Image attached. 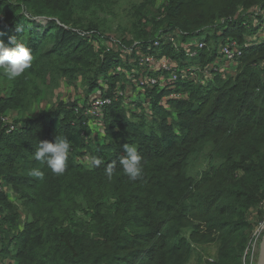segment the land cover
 Listing matches in <instances>:
<instances>
[{"label":"trees","instance_id":"1","mask_svg":"<svg viewBox=\"0 0 264 264\" xmlns=\"http://www.w3.org/2000/svg\"><path fill=\"white\" fill-rule=\"evenodd\" d=\"M115 1L0 0V41L15 47V37L33 55L29 69L0 87V176L28 213L22 224L20 207L0 194V254L7 256L13 246V264H189L195 256L202 264H247L244 255L257 228L251 212L264 201V40L246 47L244 37L261 28L252 20L262 19L264 0H167L161 16L144 21L149 2L135 24L150 25L155 38L178 30L188 39L214 30L217 39L223 32L225 43L234 35L244 45L235 77L223 73L207 85L190 79L170 89L140 88L150 92V107L144 97L137 111L114 100L105 107L104 131L97 133L75 101L26 115L63 76L82 77L86 101L99 90L102 98H115L125 78L116 70L118 53H104L80 33H98L106 21L101 11L112 12ZM150 43L144 52L177 57L170 47L153 52ZM217 51L204 50L195 61H214ZM173 93L179 96L162 104ZM11 112L21 117L8 133L3 117ZM58 136L71 142L63 174L34 158L40 141L54 143ZM126 143L143 158L137 181L119 163ZM90 156L103 163L91 167ZM112 161L109 181L105 168ZM200 162L205 167L196 175ZM33 168L44 172L43 180L29 175ZM212 247L214 257L204 261L202 251Z\"/></svg>","mask_w":264,"mask_h":264},{"label":"rangeland","instance_id":"2","mask_svg":"<svg viewBox=\"0 0 264 264\" xmlns=\"http://www.w3.org/2000/svg\"><path fill=\"white\" fill-rule=\"evenodd\" d=\"M153 3L150 0H116L114 4L112 5V12H104L101 11L100 16L105 18L106 21L103 24L100 25V29L96 30L97 32L90 31V30H80V33L82 36L86 37L85 39L88 40L92 45H95L97 48H105V52H112L118 53L120 58V64L116 68V70L126 78V82L124 83L125 78H122V81L117 83L116 91H115V98L114 100L121 103L124 107L128 109H135L134 111H137L136 105L139 104L141 99L145 98V104L147 107H150V104L148 105V100L151 99V96H147L150 92L145 91L142 93L140 87L136 85L135 80L133 77H139L143 71L138 66L137 62L139 61V58L146 54L147 52H144V44L146 42L153 41V43H150V48L155 47L153 52L156 50L163 49L167 47H170L174 50V52L177 54L174 59L175 62L178 63V65L186 70H191L194 73V82L201 84V82H204V85H207L209 82H211L213 79H215L218 76H222V74H225V79L229 77H235V75L238 72V68L236 65V61L238 62L239 59L236 61L233 60H227V57H223L221 55L222 47L225 46L228 42V38L226 39V42H223V32L222 37L217 39L215 35V31H206L202 35H198L195 38H188L186 39L184 37V34H182L180 31L175 30L171 33H169L166 36L165 42H162L161 46H155V36L153 37V30L150 25H138L135 24L139 21V19L143 20V16L141 17L140 11L143 9V6L147 3L148 6L144 10V15L146 19H151L153 17H159L161 14L158 13L159 7L162 5L167 4V0H152ZM159 14V15H158ZM254 15H257V12H254ZM264 17V14H263ZM48 21L45 19H41V22ZM253 25L255 27L262 26L261 19H258L257 17L253 18L252 20ZM85 25V24H84ZM86 26V25H85ZM142 30L141 34L140 31ZM228 30H225L224 33H227ZM147 32L151 34L148 35ZM146 33V34H145ZM261 34H264V26L259 27L258 31L255 34L247 33L245 35V40H251L258 38ZM106 35V36H105ZM231 39H235L236 42H239L234 35L230 36ZM107 40H110L111 43L107 42ZM113 41H123L125 45L123 44V48H119V46H116ZM198 42L205 43L206 46L199 51L198 53L195 51L197 50ZM128 47V48H124ZM139 47V50L142 51L140 55H137L136 51L138 49H135ZM148 48L149 50H152ZM132 49L131 52H128V50ZM218 49V51H217ZM112 50V51H110ZM207 51L209 54L216 52L215 60L211 62H196L195 59H198L200 57V54L202 52ZM207 53V54H208ZM209 54L205 56L203 59L204 61H208ZM104 55V54H103ZM151 55L156 56L155 53H151ZM165 56V55H164ZM168 56V55H166ZM171 58V56H168ZM194 61V62H193ZM215 62V63H214ZM227 62V63H226ZM210 63H212V66H210ZM136 65V66H134ZM134 66V67H133ZM153 76H158L155 73H150ZM220 74V75H219ZM229 76V77H228ZM46 81H50L48 79H45ZM187 80V79H186ZM185 80V81H186ZM12 80L7 79V77L3 74V71L0 72V87H10ZM184 81L180 80L179 82ZM77 82V84H76ZM81 82V84H80ZM75 83V84H74ZM178 83V82H177ZM48 84H50L48 82ZM78 85V87H77ZM103 85L107 88L108 86L103 83ZM86 86L83 84L82 77H79L77 80H72L67 76H63L59 79V82L56 87H54L51 90L44 89L41 93V97H39L33 104L32 109L29 114L30 116H37L43 111L52 112L60 107V105H66L69 102L75 101L76 104H78L79 109H84L87 121L90 125V130L93 132H101L104 131V113L106 111V108L103 107L101 109H91L93 104V99L97 100L96 98H101V90L95 93L93 98L89 101H86L87 99V90ZM176 94V93H175ZM179 96V94H176ZM163 102L162 104L168 106V100L171 99V96H163ZM113 100V101H114ZM84 101V102H83ZM89 102V103H87ZM112 102V101H111ZM110 105H114L112 102ZM86 106V108H84ZM170 108V107H169ZM150 110V109H148ZM92 111H94V114H92ZM141 112V111H140ZM139 112V113H140ZM152 113L149 112L148 115L150 116ZM23 116V115H22ZM21 117V114L16 112L8 113L7 116L3 117L4 123L6 125V129L8 133L12 132L16 129V121ZM13 125V130L12 126ZM8 126V127H7ZM205 167L204 162H200V164L197 165L196 168V175H199L200 171ZM2 178V176H0ZM3 179V178H2ZM17 198L19 196L18 192ZM17 202H14L15 205L19 206V211L22 213V224L26 223L28 219V213L25 211V208L21 206L18 199H16ZM252 222L256 224V227L258 228L260 224L263 222L264 219V206L261 207L258 206L255 209L252 210ZM80 216L86 219H89L87 215L84 213H80ZM254 233H257V229ZM260 233V232H259ZM260 238L256 237L254 238V241L252 242L249 249H247L245 253V263L247 264H259L260 257H261V249H260ZM2 247V246H1ZM3 248V247H2ZM8 250H11L7 256H4L0 254V264L1 262L4 264V261L12 258L13 254L15 253V249L13 246L9 247ZM202 255L204 257V261L207 259H212L215 255V249L212 247L210 249H206L202 251ZM203 262H199L197 256L194 257V259L189 264H202Z\"/></svg>","mask_w":264,"mask_h":264},{"label":"clouds","instance_id":"3","mask_svg":"<svg viewBox=\"0 0 264 264\" xmlns=\"http://www.w3.org/2000/svg\"><path fill=\"white\" fill-rule=\"evenodd\" d=\"M22 27H18L17 31H21ZM10 43L15 47H5L0 41V69L9 80L20 77L26 69L32 65L33 55L31 49L22 43H17L15 37H10ZM71 148V142L67 137H56L55 142L40 141L34 158L41 163L46 164L53 173L63 174L67 167V161ZM125 155L119 158V163L124 174L131 181L141 179L144 172L142 156L138 152L135 144L126 143L123 145ZM88 163L91 167H99L103 160L98 156L88 157ZM117 161H112L105 168V175L110 181L113 178ZM29 175L40 180L44 179V172L39 168L29 170Z\"/></svg>","mask_w":264,"mask_h":264},{"label":"built area","instance_id":"4","mask_svg":"<svg viewBox=\"0 0 264 264\" xmlns=\"http://www.w3.org/2000/svg\"><path fill=\"white\" fill-rule=\"evenodd\" d=\"M264 14V13H263ZM261 24L264 26V17L261 19ZM167 35H161L157 37V40H155V46H161L162 42H165ZM262 40H264V34H261L258 36V38H251V40H248L245 44L246 47H251L252 45H256L257 43H260ZM204 46H206L205 43L198 42L197 50H195L197 53L201 51ZM244 45H241L239 42H236L235 39H229L227 44L222 47L221 55L223 57H227V60H233L236 61L239 59V57L243 54ZM132 49L128 50V52H131ZM215 63V62H214ZM227 63V62H226ZM140 69H142L143 73L139 77H133V79L136 82V85L140 88H153V87H159L161 89L171 88L172 85L176 84L180 80H194V73L191 70H186L181 68L177 62H175L173 59L169 58L168 56H153L150 53H146L142 55L139 58V61L137 62ZM236 65H238V62L236 61ZM210 66H212V63H210ZM155 73L158 76H153L150 73ZM171 97L177 96L175 93L170 94ZM97 100L93 99V104L91 109H101L103 107L108 106L113 102V98H96ZM112 101V102H111ZM164 101V100H163ZM146 105V104H145ZM136 107V106H135ZM92 114H94V111H92ZM6 126V125H5ZM12 126L13 130V125ZM7 193L11 201L17 202V193L14 191V189L10 186H8L3 179L0 178V194ZM261 207L264 206V201L260 204ZM259 205V206H260ZM3 217V212L0 209V220ZM257 229V233H254V238L259 237L260 241L264 235V219L263 222L260 224V226ZM260 232V233H259ZM15 263V260L12 258H9L4 261V264H13ZM1 264H3L1 262Z\"/></svg>","mask_w":264,"mask_h":264},{"label":"water","instance_id":"5","mask_svg":"<svg viewBox=\"0 0 264 264\" xmlns=\"http://www.w3.org/2000/svg\"><path fill=\"white\" fill-rule=\"evenodd\" d=\"M39 21H41V19H45L47 20V18H43V17H39L37 18ZM260 249H261V257H260V261L259 264H264V235L260 241Z\"/></svg>","mask_w":264,"mask_h":264}]
</instances>
